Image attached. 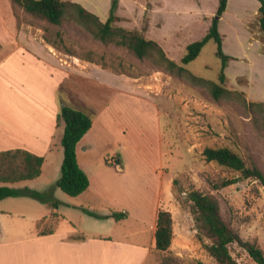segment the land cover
<instances>
[{"label":"crops","instance_id":"1","mask_svg":"<svg viewBox=\"0 0 264 264\" xmlns=\"http://www.w3.org/2000/svg\"><path fill=\"white\" fill-rule=\"evenodd\" d=\"M72 1L82 4L103 21L109 16L111 0ZM123 1L119 0L116 11L122 19ZM170 1H157V6ZM195 1L197 6H202L204 0ZM216 1L220 3V0ZM232 2L228 0L220 22L229 13ZM254 4L255 11L259 13V1L255 0ZM28 18L29 15L11 0H0V151L24 149L44 157L42 174L25 180L33 183L31 187L36 188L34 183L45 175L47 165L52 166V177H46L42 183L58 180L64 159V149L59 146V140L63 138L64 131L57 121L61 106L67 104L93 116L92 127L77 144L78 163L87 173L90 185L77 196H61L55 190V198L68 213H61L60 206L52 208L46 204V209L35 205L36 212L28 223L23 220L28 202L8 203L12 208L1 206L0 264H127L125 258L132 255L138 256L137 264H144L156 249L158 211L165 209L163 195L169 203L175 197L176 172L168 179L161 172L156 189L150 187L152 197L143 195V192H150V169H155L156 162L162 161V130L173 124L171 117L174 111L150 99L151 91L145 83L151 79L149 77L133 78L117 74L82 59L73 58L75 67L60 63L55 56L46 54L50 45L41 35L43 31L26 21ZM35 30L39 32L35 33ZM163 40L164 49L171 56L168 46L171 48L173 44L166 37ZM263 47L262 44L255 58L264 62ZM249 81L251 84L252 81ZM250 84L246 87L237 85L236 88L248 93ZM163 89L161 86L156 93H161ZM118 95L140 98L144 101L142 103H147L146 107L155 109L157 128L155 140L151 138V141L154 148L157 147V153L138 150L135 143L137 130L147 127V124L143 123L139 111L127 108L126 101L119 99ZM131 149L137 152L133 153ZM71 209L80 210L102 222H94L88 230L82 221L72 219ZM84 209L100 215L127 212V217L121 220L112 217L101 219L89 215ZM54 214L58 218L52 228L49 224L51 231L40 234L38 223ZM130 219L137 224V228L125 230L124 223ZM65 220L70 222L71 230L60 231V224ZM143 232H150V240H144V243L140 236ZM116 257L122 259L112 261Z\"/></svg>","mask_w":264,"mask_h":264},{"label":"rangeland","instance_id":"2","mask_svg":"<svg viewBox=\"0 0 264 264\" xmlns=\"http://www.w3.org/2000/svg\"><path fill=\"white\" fill-rule=\"evenodd\" d=\"M157 1L160 0H124V9L120 11L124 19L120 18L115 24L137 30L145 37L162 43L163 48V43L165 44L163 37H166L173 44L171 48L168 46V51L174 58L168 56L180 63L187 45L201 39L207 33L209 25L216 16L219 2L204 0L201 2L202 6H197L195 0H171L157 6ZM243 1L244 3L233 0L229 13L219 23L224 51L239 57L231 61L229 68L226 69L227 80L224 86L235 90L237 85L248 86L250 79L252 81L250 89L248 93L244 91L245 96L248 101L261 102L264 101V62L258 57L255 58V55L262 44L264 46V31L260 28V15L258 11H255V0ZM39 24L35 27L43 31L41 35L43 34L44 37L45 31ZM61 29L67 38L66 44L79 54L85 52L86 48H94L100 58L104 56L107 64L110 65L106 69L116 73L122 70L127 73L141 74L140 77L151 78L145 82L151 91L150 99L174 111L171 117L173 124L168 126L170 129L164 127L162 130V161H157L156 168H151L148 174L149 189L152 187L155 190L159 177H162L161 172H164L163 177L166 179L177 173L174 178L176 181L174 182V201L167 202L164 194L162 202L164 208L170 210L173 215V241L168 251L155 249L144 264H219L208 251L212 240L200 232L196 226L191 212L192 202L188 198L192 189L215 195L220 202L224 219L244 240L256 243L264 252V186L258 180L249 178L215 189L214 184L223 179L237 177L240 173L216 162H209L203 155L206 147L227 146L243 156L248 163H256L264 171V129L256 128L243 103L236 99L215 102L208 89L194 85L187 79H177L164 71L155 70L151 63L137 60L124 49L114 46L105 47L93 41L91 36L80 28H67L64 25ZM54 31L51 29L49 34L53 35ZM37 32L39 31L35 30V33ZM46 43L50 45V48L46 49V54L55 56L66 66L75 67L76 64H72L76 62L73 58L81 59ZM186 67L199 76L218 81L221 60L216 55V43L213 40L209 41L197 59ZM154 73L158 75L155 74V76ZM151 75L153 76L150 77ZM238 76L241 77L237 79ZM161 86L164 88L163 91L156 93ZM118 97L126 101L127 108L139 111L138 114L143 118V123L147 124V127L137 130L135 143L138 150L148 153L156 152L157 147L154 148L151 141V138L155 140L154 133L157 128L155 109L146 107L147 103H142L143 100L134 96L118 95ZM61 125L60 129L64 131V122H61ZM59 144L62 146V138ZM130 151L137 152L136 149ZM51 175L52 166L47 165L45 175L34 183L36 188L31 187L33 183L29 181L5 185L12 188L29 187L47 191L57 181L42 183L46 177L51 178ZM55 190H58L61 196H67L58 187L54 189V192ZM143 195L151 198V189L150 192H143ZM17 201L29 203L24 210L26 216L23 219L27 223L36 212L35 205L48 208L46 204L27 196L4 199L0 201V207L10 206L8 203ZM60 211L68 213V210L62 206ZM70 213L72 219L82 221L83 226L88 230L92 228L94 222L100 221L77 209H71ZM123 228L136 229L137 224L130 219L124 223ZM59 230H71L70 222L67 220L61 222ZM140 236L143 243L144 240H150V232H143ZM132 241L134 242L133 239ZM230 249L239 264H257L238 244H232ZM137 257L132 255L130 258H125L127 264H137L139 262ZM120 259L122 258L116 257L112 261Z\"/></svg>","mask_w":264,"mask_h":264},{"label":"trees","instance_id":"3","mask_svg":"<svg viewBox=\"0 0 264 264\" xmlns=\"http://www.w3.org/2000/svg\"><path fill=\"white\" fill-rule=\"evenodd\" d=\"M11 1L29 15L26 21L32 25L41 23L39 25L45 31L44 39L46 42L64 53L78 56L82 60L101 65L103 68L110 67L105 57L101 56L103 59L100 58L94 48H86L85 52L79 54L74 48L66 44L67 38L61 27L66 25L67 28H80L87 32L93 41L105 47L114 46L124 49L137 60L151 63L155 70L164 71L177 79H187L194 85L208 89L215 102L233 99L241 101L256 128L264 129V101H248L244 91L231 90L224 86L227 80L226 68L229 62L234 59L224 51L223 37L219 30L220 18L226 11L228 0H220L216 16L213 18L207 33L201 39L187 45L180 63L171 59L158 41L145 37L137 30L115 24L120 19L116 15L119 0H111L110 13L106 21H103L82 4L72 0ZM258 1L260 3L259 24L261 30L264 31V0ZM51 29L55 30L53 35L49 34ZM211 40L216 43V55L221 60L218 81L199 76L186 67L187 64L197 59L205 45ZM117 73L126 74L133 78L141 76V74L127 73L122 70L117 71ZM62 92H64L63 89ZM61 122L65 124L62 138L64 159L61 175L54 186L47 191H39L29 187L12 188L7 185H0V201L9 197L27 196L52 208H58L61 202L54 196L56 187L70 196L80 195L88 189L90 180L78 163L77 144L92 127L93 116L65 104L58 114V125ZM203 155L209 162H216L229 170L240 173L237 177L223 179L214 184L215 189L249 178L258 180L264 186V171L256 163H248L243 156L230 147H206L203 150ZM43 163V156L35 155L24 149L0 151V183H15L38 178L42 174ZM188 198L192 202L191 212L194 215L196 226L200 232L212 240L211 245L208 246V251L219 264H239L230 249L234 243L243 247L257 264H264L263 250L256 243L244 240L224 219L220 202L215 195L192 189ZM84 211L101 219L112 217L115 220H121L127 217V212L114 211L109 215H100L87 209ZM57 218L58 215L56 214L52 217H44L38 223V232L43 234L51 231L50 228L53 227ZM49 224H51L50 228L48 227ZM155 241V247L158 251H168L172 245L173 215L167 209L161 208L158 211Z\"/></svg>","mask_w":264,"mask_h":264},{"label":"water","instance_id":"4","mask_svg":"<svg viewBox=\"0 0 264 264\" xmlns=\"http://www.w3.org/2000/svg\"><path fill=\"white\" fill-rule=\"evenodd\" d=\"M63 106H64V104L61 107H63Z\"/></svg>","mask_w":264,"mask_h":264}]
</instances>
